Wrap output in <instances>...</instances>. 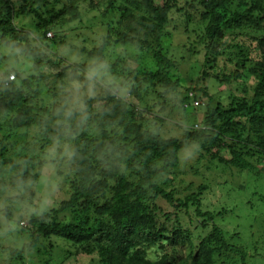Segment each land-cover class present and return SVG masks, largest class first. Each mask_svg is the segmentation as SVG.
Here are the masks:
<instances>
[{
	"label": "trees",
	"instance_id": "obj_1",
	"mask_svg": "<svg viewBox=\"0 0 264 264\" xmlns=\"http://www.w3.org/2000/svg\"><path fill=\"white\" fill-rule=\"evenodd\" d=\"M62 1L65 3L60 5L59 9L47 11L49 18L40 11L43 7L51 5V2L55 6ZM74 1L0 0V44L15 53L30 57L39 70V74L30 79H24L20 72L18 77L14 74L13 79H10L12 73H2L0 118H4L12 130L34 129L37 133L34 139L42 142V154L28 146L11 152L9 157L1 155L0 189L5 188L7 184L16 189L25 187L34 171L39 168L42 170L45 162L59 161L60 158H54L47 151V146L65 141L72 143L74 151V155L68 160L69 163L72 162L68 168L70 174L65 178L71 183L69 197L62 200L57 209L52 210L54 218L39 224L37 230L32 232V241L20 249L0 244V250L11 249L14 257L19 254L24 261L22 256L25 252L37 247L39 235L51 237L57 234L70 244L71 249H74L73 254L95 258L99 264H247V251L229 243L224 229L216 223L211 225L212 230L209 233L199 236L200 240L193 250L192 234L183 229L181 217L189 212L190 207L197 206L196 216L207 221L202 225L205 230L210 226L209 221H215L218 216L223 215L226 208L218 212L205 211L201 208L202 202L197 193L176 196L174 190L167 189L158 179L173 173L180 165L181 153L189 146L199 145L200 137L207 129L211 131L216 127L221 129L219 138L207 143L233 149L234 157L227 162L231 167L239 166L244 169L248 165L253 169H264V0H203L204 10L200 15H203L207 22L200 35V42L205 44L207 60L213 45L223 39L225 31H239L243 28V42L247 43L251 39L252 44L256 41L257 47L254 46L256 48L250 50L251 46H242L239 42L236 44L237 71L226 76L225 80L230 83L232 78H235L237 82L247 74L249 80L252 79L254 83L242 80L241 97L228 94L230 101L218 102L215 106L209 102L201 115L204 114V126L198 131L185 129L181 137L175 138H163L161 134L149 130L147 119L142 117V114L133 119L132 115L121 114L117 109H102L94 113L91 110H73L69 105L58 104L52 109L45 107L42 111H32L34 107L27 103L40 91L37 88L31 94L27 87L33 81L48 84L47 79L51 75L43 73V67L49 66L53 69L64 66L59 50L62 45H68L72 40L68 37L66 39L67 34L63 33L64 24L60 20L68 14L80 16L78 6L72 4ZM144 1L146 6L151 8L149 10L160 17L158 26H146L142 30H136L138 36L115 31L111 35L110 43L131 42L141 50L144 47L149 48V51L153 49L156 69L149 73V78L154 80L159 78L160 72H166L167 68L175 65V62L162 48L166 23V20L162 19V7L155 3L152 5L153 0ZM109 4L112 11L115 10L111 19L113 28L116 15L121 12L120 16H123L124 11L118 8L115 0H109ZM18 16H33L40 21L34 29L36 35L32 34L31 30H26L24 23L16 21ZM32 38L39 39L46 48L34 47ZM101 45L91 49L82 46L79 52L85 55L84 59L81 62H71L53 74L58 80L53 81L56 85L52 84V87L65 89L67 81H76V76L80 78L88 68L92 72L99 69L105 62V43ZM218 45L219 43V48ZM133 55L137 62L135 70L141 69V57L137 56L138 54ZM92 57L96 59L95 64L91 63L94 61ZM125 72L131 73V70L122 74ZM204 74L206 75V72ZM71 76L73 80L69 79ZM172 81L171 77L161 80L166 84ZM203 91L204 96L208 95L205 89ZM135 92V96L141 100L139 92ZM177 96L182 108L192 101L187 91L178 93ZM113 99L120 101L118 96ZM92 100L89 98L88 101ZM88 122L102 135L100 142L98 139H92L97 142L96 145L85 143L80 135L84 124ZM239 126L246 129L243 130L246 134L244 142L239 140H242L245 134L233 130ZM10 135L11 133L4 139L7 140ZM225 139L234 145H230ZM236 145L240 146L241 152L234 149ZM243 149L246 150L248 159L244 157ZM47 155L49 156L46 157ZM171 180L169 178V182ZM203 190L202 186L200 191ZM67 211L72 212L70 222H59L58 215ZM262 221L264 223V219ZM163 240L174 244V247L158 260L148 259L147 248L158 246ZM186 243L191 245V251L178 253L176 247H184ZM43 247L44 251L41 247L37 251L47 254L49 259L55 257L58 260L59 255L52 254L55 248L53 243L50 244L52 250L44 245ZM71 249L68 248L67 251L71 252ZM238 253L240 258L232 259L239 255ZM46 263L48 264L49 260Z\"/></svg>",
	"mask_w": 264,
	"mask_h": 264
},
{
	"label": "rangeland",
	"instance_id": "obj_2",
	"mask_svg": "<svg viewBox=\"0 0 264 264\" xmlns=\"http://www.w3.org/2000/svg\"><path fill=\"white\" fill-rule=\"evenodd\" d=\"M115 2L124 14L120 16V12L116 15L113 28L111 19L115 10L112 11L109 0H100L99 3L94 0H75L72 3L73 6H78L80 16L68 14L60 20L64 24L63 33L67 34L66 39L68 37L72 40L68 42V45H62L59 50L64 66L84 59L85 55L79 52L82 46L91 49L101 47L102 43H105V62L94 72L88 68L83 76L80 75V78L76 76V81H67L64 85L65 89L62 90H59V86L52 87V84L54 80H58L53 74L64 66L53 69L49 66L43 67L41 71L51 75L47 79L48 84L46 82L38 84L37 81H33L27 87L31 94L37 88L40 91L35 98L32 97L31 102L27 103L34 107L32 111H42L45 107L52 109L58 104L69 105L73 110L87 109L94 113L102 109H117L121 114L132 115L133 119H137L142 114V117L147 119L148 127H146L149 130L161 134L163 138H175L181 137L185 129L198 131L204 126V114L201 115L209 102L215 106L218 102L230 101L228 94L241 97L242 80L254 83L252 79L249 80L247 74L237 82L235 78H232L230 83L225 80L226 76L233 75L237 71L236 44L239 42L242 46H251L250 50L257 47L256 41L252 44L251 39L250 42H243L245 38L243 28L239 31H225L222 35L223 39L213 45L207 60L205 44L200 42V35L205 30L207 22L203 15H200L204 10L203 0H153L152 5L158 4L163 9L161 11H164L162 19L166 20V23L162 48L164 53L174 60L175 65L167 68L166 72H160L158 79L149 78V73L156 69L153 49L149 51V48L144 47L141 50L131 42L113 44L110 43L111 35L117 31L138 36L139 33H136V30H142L146 26L157 27L161 21L160 17L149 10L151 8L146 6L144 0H115ZM64 3L62 1L54 6L51 2V5L43 7L40 11L49 18L47 11L59 9ZM16 21L24 23L25 29L31 30L30 32L36 35L34 29L40 21L33 16H18ZM51 33L54 35L53 31ZM32 45L46 48L36 38H32ZM0 46V76L2 73L9 72L18 77L17 74L20 72L24 79H30L33 75L39 74L36 64L34 66L30 57L15 53L4 45L0 44ZM52 49L54 50L55 46ZM50 54L53 55L52 52ZM133 54L141 57V69L135 70L137 62ZM93 60L91 63L95 64L96 59ZM129 69L131 73L122 74ZM168 77L173 78L171 83L161 82ZM69 79L73 80V77ZM203 89L208 95L204 96ZM135 91L139 92L141 100L135 96ZM186 91L192 101L191 105L185 104L182 108L177 95ZM117 96L120 101L113 99ZM89 98L93 100L89 102ZM11 112L13 113V110ZM233 130L244 133L243 130L246 129L239 126ZM81 131L80 135L85 143L96 145L97 142L92 139H98V142L102 140V135L97 128L92 127L89 122L84 124ZM220 131L219 127L211 131L207 129V132L200 137L199 145L189 146L181 153L178 168L173 173L158 179V182L163 183L167 189L174 190L176 196L197 193L202 202L201 208L205 211L218 212L226 208L223 215L218 216L215 221H209L210 226L205 230L202 227L205 220L196 216L197 206L190 207L188 213L184 212L181 222L183 229L192 234L193 248L186 243L184 247L177 246L176 251L189 253L191 248L194 250L200 240L199 236L209 233L212 230L211 225L216 223L224 229L229 243L247 251V264H264V223L262 221L264 219V169L260 167L253 169L248 165L244 169L239 166L231 167L227 162L234 157L233 149L210 143L209 147L207 143L219 138ZM9 133L11 135L5 140L4 137ZM35 135L37 133L34 129H9L5 119L0 118V157L3 154L9 157L11 152L28 146L42 154V142L35 140ZM245 140L246 134L239 142ZM225 141L234 145L227 139ZM234 149L242 151L239 145H236ZM47 151L60 160L56 163L45 162L42 170L39 168L34 171L25 187L16 189L7 184L4 190L0 189L1 245L20 249L23 245L30 243L32 232L37 230L39 224L52 220L54 218L52 210L57 209L61 201L69 197L71 183L65 178L70 174L68 168L72 165V162H68L74 155L72 143L64 141L47 146ZM245 152L246 150L243 149L242 153L248 159ZM42 157L45 156L42 155ZM168 177L172 179L170 182ZM202 186L204 190L201 192ZM71 215L72 212L67 211L58 215L57 220L69 223ZM38 239L37 247L28 249L22 256L24 261L19 254L14 257L11 249L0 250V264H47V260H49L48 264H99L95 258L73 254L74 249H71L70 244L57 234L51 237L39 235ZM51 243L55 247L53 250L50 247ZM43 245L52 250V254H58V260L55 257L49 259L47 254L37 251L39 247L44 251ZM172 247L174 244L163 240L160 245L147 248V258L158 260ZM68 248L71 252L67 251ZM239 258L240 254L232 259Z\"/></svg>",
	"mask_w": 264,
	"mask_h": 264
},
{
	"label": "built area",
	"instance_id": "obj_3",
	"mask_svg": "<svg viewBox=\"0 0 264 264\" xmlns=\"http://www.w3.org/2000/svg\"><path fill=\"white\" fill-rule=\"evenodd\" d=\"M10 78H11V79H13V78H14V74H13V75H11V76H10Z\"/></svg>",
	"mask_w": 264,
	"mask_h": 264
},
{
	"label": "clouds",
	"instance_id": "obj_4",
	"mask_svg": "<svg viewBox=\"0 0 264 264\" xmlns=\"http://www.w3.org/2000/svg\"><path fill=\"white\" fill-rule=\"evenodd\" d=\"M13 75V74H12ZM11 76V75H10ZM11 79V78H10Z\"/></svg>",
	"mask_w": 264,
	"mask_h": 264
},
{
	"label": "bare ground",
	"instance_id": "obj_5",
	"mask_svg": "<svg viewBox=\"0 0 264 264\" xmlns=\"http://www.w3.org/2000/svg\"><path fill=\"white\" fill-rule=\"evenodd\" d=\"M129 42V41H128ZM148 55V54H147Z\"/></svg>",
	"mask_w": 264,
	"mask_h": 264
}]
</instances>
